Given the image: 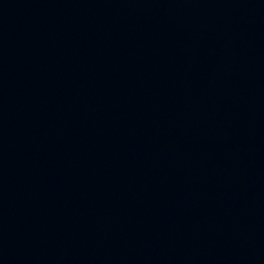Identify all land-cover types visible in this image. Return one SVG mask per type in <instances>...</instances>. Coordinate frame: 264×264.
<instances>
[{
	"label": "water",
	"instance_id": "95a60500",
	"mask_svg": "<svg viewBox=\"0 0 264 264\" xmlns=\"http://www.w3.org/2000/svg\"><path fill=\"white\" fill-rule=\"evenodd\" d=\"M0 264H264V0H0Z\"/></svg>",
	"mask_w": 264,
	"mask_h": 264
}]
</instances>
